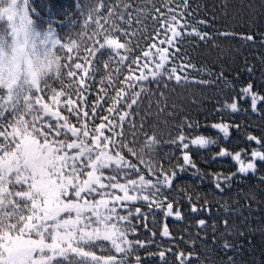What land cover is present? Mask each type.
I'll list each match as a JSON object with an SVG mask.
<instances>
[{"label":"snow or ice","instance_id":"1","mask_svg":"<svg viewBox=\"0 0 264 264\" xmlns=\"http://www.w3.org/2000/svg\"><path fill=\"white\" fill-rule=\"evenodd\" d=\"M103 7L105 5L102 0H86L82 5L84 27L95 26L93 35L89 37L93 45L88 50L89 57H94L103 70H108L112 64L113 74L121 71L115 65H136L139 71L138 76H126L125 83L119 90L113 86L115 97L107 95L103 88L90 93V89L97 83H105L103 77L96 80L95 72L101 71V68L94 69L90 76L88 66L76 63L75 69L80 70L79 72L68 70L64 73L61 71L64 66L61 65L60 58L49 81L57 79L62 83L65 75L71 78V87L80 104L71 99L70 94L64 93L63 89L58 91L49 82L43 83L42 87L36 81H0V264H129L127 257L131 255L133 248L145 247V242L128 239L131 230L128 204L141 201L166 215L181 217L180 211L174 210L172 203H166V198L154 200L153 197L162 195L161 190H171L178 171L184 172L187 167L196 168L192 158L194 149L190 145L198 149L219 143L218 139L202 134L186 136L183 131L185 126L193 129L199 128L200 124L185 120L172 141L180 151L183 162L171 171L165 170L162 165L153 167L151 160L143 159L145 149L151 151L158 143L155 135L143 133L146 141L138 149L129 148L123 143L127 139L124 135L125 117L129 118V127L135 125L131 120L133 113L121 112L117 106L133 109L134 105L142 102V93L151 94L148 85L166 87L165 81H175L177 84L190 82L187 76H182L178 71L191 65L177 63L181 58V48L177 45H182L190 36H196L200 40L209 39L208 33L200 31L198 27L207 24V21H194L186 16L191 7L188 0H181L175 7H170L165 2L162 4L164 12L155 4L149 5L147 0H123L119 5L120 11L109 8V15L118 18L124 25H132L133 21L141 25L144 19L150 18L153 25L158 26L153 28L158 44L154 42L148 45V51L143 53L144 62L140 63L137 57L121 54L129 49L112 34L113 30H118L124 36L129 33L120 24L101 28L99 11ZM0 14H7L9 20H13L18 15L15 0L6 7H0ZM101 32L104 34L101 35ZM81 34L77 32L76 36L80 37ZM242 38L253 39L250 35ZM56 44L60 49L67 48L69 51L76 47V41L71 39L67 44L59 40ZM105 56L107 59H104ZM85 59L88 65L92 64L91 59ZM125 61L128 62L127 65ZM68 68L71 69V65ZM107 83L113 85L111 75L107 78ZM124 88L131 89V92L125 94ZM49 92L50 102L41 95ZM85 93L96 98L89 101ZM240 94L250 97L253 111L258 109V104L264 110V94L255 91L252 83L240 89L237 95ZM60 95H69L64 109L79 126L59 110L57 102ZM159 95L164 99L162 92ZM109 100L111 104L105 109L104 105ZM156 103L160 105L159 100ZM98 108L100 112L97 111ZM104 111L110 114L116 112L117 116L107 124H96V120L108 119L101 116L100 113ZM238 111L239 105L235 98L231 103L222 102L217 109L218 113L223 112L225 115ZM90 123L93 125L91 128ZM211 127L217 129L226 140L240 129L239 125L223 121L214 123ZM251 141H256L260 149H264V138L258 140L255 136H249L245 142ZM120 149H126L143 168H138L137 164L128 160ZM242 153L251 158H242ZM222 157H231L236 161L239 165L237 172L240 174L256 172L257 160L264 163V151L259 149L230 152L228 148L221 147L213 159ZM109 171L117 175L123 173L125 182H119L114 175L106 176L105 173ZM145 172L151 173V176H145ZM130 173L135 174L136 179H127ZM231 178L216 173V189L222 190V184ZM191 210L193 213L210 211L203 206L198 208L196 204H192ZM135 213L144 215L140 208H135ZM198 223L206 226L203 219ZM224 226L227 228V220L224 221ZM163 235H170L166 224ZM98 243L109 244V251L115 254L96 255L91 249ZM224 247L230 249L232 245L226 241ZM166 252L176 257V264H192L189 259L191 253L186 256L183 252H172L171 249L155 254L162 264H169ZM135 261L136 264H141L140 257H135ZM229 261L231 264V258Z\"/></svg>","mask_w":264,"mask_h":264},{"label":"trees","instance_id":"2","mask_svg":"<svg viewBox=\"0 0 264 264\" xmlns=\"http://www.w3.org/2000/svg\"><path fill=\"white\" fill-rule=\"evenodd\" d=\"M85 2L86 0H15L18 15L13 21L9 20L7 14H0V81H36L42 84V87L43 83L49 82L58 91L63 89L64 93L70 94L71 99L80 104L74 88L71 87V78L65 75L62 83L57 79L49 81L60 58V63L64 66L61 71L64 73L68 70L79 72L80 70L75 69L76 63L88 66L90 76L93 75L94 69L101 68V71L95 72L96 80L99 81L103 77L105 83H97L90 89V93H95L97 88H103L107 95L115 97L113 86L119 90L124 85L126 76H135L139 71L136 65H115L121 68V71L113 74L112 64L108 70H103L94 57H89L88 50L93 46L89 37L93 35L95 26L85 28L83 25L82 5ZM102 2L105 7L99 11L101 28L120 24L129 34L124 36L118 30H113L112 34L129 49L123 54L137 57L139 62L143 63V53L148 51V45L154 42L158 44L153 32V28L158 26H154L150 18L144 19L141 25H137L135 21L132 25H124L108 12L109 8L120 11L119 5L123 0ZM165 2H168L170 7H175L181 0H147L149 5L155 4L161 12L165 11L162 7ZM10 3L12 0H0V7H6ZM188 3L191 7L186 16L194 21H207V24L198 27L209 36L207 40L190 36L182 45H177L181 48V58L177 63L191 65L178 71L182 76H187L190 82L177 84L175 81H165L166 87L148 85L151 94L142 93V102L134 105L133 109L118 105L121 112L133 113L131 120L135 125L129 127V118L125 117L124 135L127 139L123 143L129 148L138 149L146 141L143 133L148 136L155 135L158 143L151 151L145 149L143 159L151 160L153 167L162 165L169 171L176 169V166L183 162L180 151L172 141L185 120L197 121L200 124L199 128L193 129L185 126L183 131L186 136L202 134L218 139L219 143L198 149L190 145L194 149L192 158L196 168L187 167L184 172L178 171L171 190H161L162 195L153 197L154 200L166 198V203H172L174 210L180 211L181 217L166 215L165 212L154 206L149 207L141 201L128 204L131 223L128 239L144 241L145 247L133 248L127 259L129 264H136L135 257L141 258V264H162L159 256L155 254L171 249L172 252H183L186 256L191 253L189 259L192 264H230L229 258L231 264H264V163L257 160L256 172L240 174L237 172L239 165L231 157L213 159L221 147L228 148L230 152L241 149L264 151L256 141L245 142L249 136H255L258 140L264 138V110H261L258 104V109L253 111L250 97L237 95L248 83L253 84L255 91L264 94V0H188ZM77 32L82 33L80 37L76 36ZM223 33L232 35L224 36ZM103 34L101 32V35ZM249 35L253 39L242 38ZM70 39L76 41V47L71 51L57 47L58 40L67 44ZM17 44L22 53L19 56L20 61L18 62L17 58L14 62L19 67L18 72L13 67ZM86 57L92 60L91 65L87 64ZM104 59H107V56ZM127 63L125 61L126 65ZM68 65H71V69ZM110 75L113 85L107 83ZM199 81L207 83H198ZM130 92L131 89L124 88L125 94ZM161 92L164 99L159 95ZM41 95H44L46 101H51L50 92ZM85 95L89 101L96 98L88 93ZM68 98L69 95H60L57 106L64 116L79 126L64 109ZM234 98L239 105L238 112L230 115L217 112L222 102L231 103ZM157 100L160 101L159 106ZM245 100L248 102H243ZM110 104L109 100L104 108L107 109ZM97 111L100 112V109ZM100 114L108 119L96 120V124H107L117 116L116 112L110 114L104 111ZM222 121L239 125V132H234L227 140L224 139L217 129L211 127L212 124ZM92 126L90 123L89 127ZM111 147L109 144L110 149ZM120 151L128 160L137 164L138 168H143L126 149ZM242 158L251 157H245L242 153ZM216 173L232 177L222 184V190L215 187ZM105 175L117 176L119 182H125L123 173L117 175L109 171ZM144 175L151 176V173L145 172ZM127 179H136V175L130 173ZM117 194L122 195L120 192ZM192 204H196L198 208L203 206L210 211L193 213ZM135 208H140L144 215H137ZM201 219L206 221V226L199 225ZM225 220L228 221L227 228L224 226ZM165 224L170 233L167 237L163 235ZM226 241L232 248L224 247ZM109 248V244L98 243L91 251L98 256L115 254L110 252ZM165 255L169 264H176L175 256L169 252Z\"/></svg>","mask_w":264,"mask_h":264},{"label":"rangeland","instance_id":"3","mask_svg":"<svg viewBox=\"0 0 264 264\" xmlns=\"http://www.w3.org/2000/svg\"><path fill=\"white\" fill-rule=\"evenodd\" d=\"M11 21H13V20H11ZM20 22V21H19ZM18 41V40H17ZM16 41V42H17ZM121 43H123L122 41H120ZM15 50L17 51V54H15V59H14V61H13V64H14V62L16 61V59L18 58V62L20 61V58H19V56H21V51L19 50V47H18V44L16 45V48H15ZM121 54L122 55H124L123 54V51L121 52ZM15 66H13L14 67V70H16V72H18V70H19V67H18V65H16V64H14ZM139 74H137V75H135V76H138ZM105 183H108V181L107 180H105Z\"/></svg>","mask_w":264,"mask_h":264}]
</instances>
